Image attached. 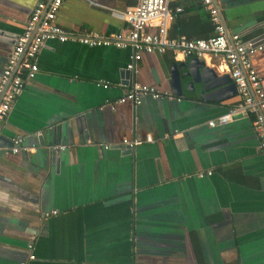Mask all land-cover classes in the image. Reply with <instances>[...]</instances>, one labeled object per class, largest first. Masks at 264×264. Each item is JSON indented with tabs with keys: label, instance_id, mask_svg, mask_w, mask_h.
<instances>
[{
	"label": "crops",
	"instance_id": "crops-1",
	"mask_svg": "<svg viewBox=\"0 0 264 264\" xmlns=\"http://www.w3.org/2000/svg\"><path fill=\"white\" fill-rule=\"evenodd\" d=\"M217 1L230 35L262 44L251 62L264 89L258 40L264 0ZM35 2L0 0V73ZM135 3L66 0L56 23L77 36L121 33L128 25L117 14ZM170 7L183 8L169 25L170 38L213 34L200 0H174ZM131 54V48L57 39L38 53L39 71L0 129V264L28 261L30 242L36 258L29 264H264L258 137L248 118L208 125L239 101L236 89L230 84V94L215 100L213 90L184 73L178 94L169 68L187 56L171 49L144 54L133 73ZM199 59L218 76L229 75L223 56ZM134 83L171 98L147 95L139 105L111 108L107 102ZM18 135L36 148L11 154ZM53 139L67 146L58 166L46 154ZM123 139L140 143L127 152ZM51 210L58 213L44 218Z\"/></svg>",
	"mask_w": 264,
	"mask_h": 264
},
{
	"label": "built area",
	"instance_id": "built-area-1",
	"mask_svg": "<svg viewBox=\"0 0 264 264\" xmlns=\"http://www.w3.org/2000/svg\"><path fill=\"white\" fill-rule=\"evenodd\" d=\"M66 0H36L26 21L22 35L15 39L11 56L0 73V129L8 116L16 98L22 93L27 81L33 79L39 71L37 56L45 42L57 39L60 42L75 41L89 46H113L115 48H131L132 54L127 65L129 72L138 71V62L144 54H162L167 49L181 52L185 56L203 57L206 54L223 56L229 75L235 84L239 101L231 106L226 113L208 121L210 127L223 126L234 121L237 116L248 118L258 137V147L264 154V89L259 73L254 69L251 56L262 49V44L253 40H243L239 34L227 36L219 8L214 0H200L213 26V34L208 38L188 39L186 37L170 38L168 28L182 7L174 10L170 5L174 0H136V3L125 12L117 14L128 25L126 31L102 35L86 33L81 36L66 31L56 23L57 14ZM34 34V35H33ZM104 87L108 82H99ZM155 99L171 98L166 92L159 91L154 86L134 83L121 97L107 103L114 108L115 103L131 102L139 105L143 97ZM41 136V134H40ZM151 141V135L146 137ZM140 141L123 139L121 146L133 148ZM109 144L104 146L105 149ZM35 145L28 146L23 136H15L8 148L11 154L30 152ZM56 152L67 149L65 145L49 147ZM211 172H208L210 175ZM203 173H198L202 177ZM57 210L44 213V218L56 215ZM29 264L36 257L33 253V242L28 244Z\"/></svg>",
	"mask_w": 264,
	"mask_h": 264
},
{
	"label": "water",
	"instance_id": "water-1",
	"mask_svg": "<svg viewBox=\"0 0 264 264\" xmlns=\"http://www.w3.org/2000/svg\"><path fill=\"white\" fill-rule=\"evenodd\" d=\"M214 2L219 8L220 14L223 18L222 21H223V24L225 25L227 36L230 37L231 35L227 30L226 22L220 10L219 3L217 0H214ZM258 40L264 41V32L260 36V38H258ZM169 70L172 75L171 85L178 94H182L181 80H182V75L184 73L185 75L191 78L192 82L201 80L204 83V86H203L204 90L205 89L213 90L212 96H214L215 100H220L224 96V94L225 95L230 94L229 92L230 84L232 86V89L234 88L236 89L235 84L232 83L233 81H231L232 79L229 77L228 74L218 76V74L214 72L213 69L205 66L204 62L196 56L187 57L185 62L181 63V65H177L176 63H173L172 66H170ZM199 91L203 92V89ZM237 118H240V115L237 116ZM53 132H54L53 135L55 138L56 129H54ZM52 143L55 145V144H59L60 142L53 139ZM43 144L44 142L41 141L42 146ZM124 149L127 152L132 150V148L128 146H124ZM46 154L50 156L51 162L56 164V166H58L59 153L54 151L53 149H47Z\"/></svg>",
	"mask_w": 264,
	"mask_h": 264
}]
</instances>
